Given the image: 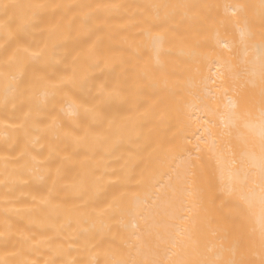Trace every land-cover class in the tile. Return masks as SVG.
<instances>
[{"label":"bare ground","instance_id":"1","mask_svg":"<svg viewBox=\"0 0 264 264\" xmlns=\"http://www.w3.org/2000/svg\"><path fill=\"white\" fill-rule=\"evenodd\" d=\"M262 39L264 0H0V262L259 264L219 168Z\"/></svg>","mask_w":264,"mask_h":264},{"label":"snow or ice","instance_id":"2","mask_svg":"<svg viewBox=\"0 0 264 264\" xmlns=\"http://www.w3.org/2000/svg\"><path fill=\"white\" fill-rule=\"evenodd\" d=\"M10 7L14 6L3 5L5 12ZM224 7L226 11L232 8L238 11L240 8L239 5H224ZM231 14L235 16L236 11ZM248 71L249 75L259 79V98L253 108L236 111V106L233 105L232 111L227 115L225 127L230 129L227 134L235 135L236 144L232 151L233 159L227 166L220 165L219 179L223 194L235 199L238 213H251L256 206L259 207L260 235L264 247V39L260 44L258 57ZM214 148L213 144V151ZM222 159L217 157L218 162ZM133 227L137 225L134 223ZM131 236H135V233H131ZM22 264L29 262L25 260ZM47 264H56V262L49 261ZM64 264H91V262L72 260L65 261ZM111 264H129V261L117 260ZM223 264H251V262L229 259ZM259 264H264V258Z\"/></svg>","mask_w":264,"mask_h":264}]
</instances>
